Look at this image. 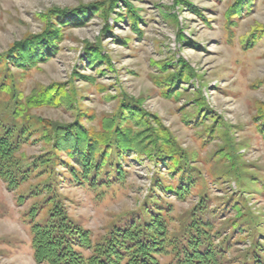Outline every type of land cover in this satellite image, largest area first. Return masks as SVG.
Returning a JSON list of instances; mask_svg holds the SVG:
<instances>
[{
    "label": "rangeland",
    "instance_id": "1",
    "mask_svg": "<svg viewBox=\"0 0 264 264\" xmlns=\"http://www.w3.org/2000/svg\"><path fill=\"white\" fill-rule=\"evenodd\" d=\"M184 1L200 14L184 5L175 7V0H132L143 19L140 36L132 33L128 22L116 20L115 13H123L124 7L109 16L108 34L102 33L105 22L98 15L91 16L83 25L66 27L57 54L25 75L20 87L27 96L33 89L51 83H70L83 97L82 109L94 111L97 116L93 123L87 124L96 129L101 118L115 110L118 95L144 98V110L157 116L181 147L196 155L197 163L191 164L192 168L185 174L192 175V182L196 183L194 192L185 200L166 198L173 205L172 215H183L197 205L198 197H205L209 203L208 216L216 221L215 230L226 239L220 246L227 250L223 264H242L244 255L248 256L249 264L252 259L264 262V135L259 132L260 128L264 129L261 119L264 118V35L250 47L247 46L250 42H242L248 34L246 41H251V30L257 24L264 28V0H253L249 10L232 20H226L225 14L233 0ZM96 2L106 0H0V54L27 35L39 34L43 28L40 14L53 8L73 10ZM164 14H175L177 24L163 18ZM178 29H182L188 44L177 42ZM85 43L100 47L113 69L97 76L94 68L86 64ZM181 60L197 76L175 88L180 93L178 99L168 98L157 87L156 81L162 77L158 76L154 63L178 65ZM169 70L172 71V66ZM73 71L95 79L105 91L82 81L71 82ZM197 100L205 103L202 113L209 114L206 123L212 119L217 122L211 139L204 138L201 123L196 120ZM30 113L35 118L62 123L73 119L62 108L43 107ZM186 114L190 116L189 122ZM223 145L226 146L220 156L229 164L231 159L225 156L229 150L238 161L236 174L216 173L214 169L220 161L214 154ZM43 152L45 148L40 142L24 144L19 151L31 158ZM125 169L128 174L124 182L102 192L67 181L59 185L68 215L95 238L122 214L137 210L147 195L153 164L141 160L130 162ZM56 172L61 174L63 170L57 168ZM27 186L22 185L13 193L0 180V264H36L25 217L32 200L20 206L16 203L17 195L28 191ZM177 226L176 222L172 224ZM167 259L163 257L160 261L165 263Z\"/></svg>",
    "mask_w": 264,
    "mask_h": 264
},
{
    "label": "trees",
    "instance_id": "2",
    "mask_svg": "<svg viewBox=\"0 0 264 264\" xmlns=\"http://www.w3.org/2000/svg\"><path fill=\"white\" fill-rule=\"evenodd\" d=\"M131 1L106 0L73 10L53 8L38 16L43 24L39 34L27 35L0 54V180L5 189L13 193L28 184V191L18 194L16 203L20 206L32 200L25 217L36 264H223L225 260L227 250L220 246L226 239L215 230L216 221L208 216L209 203L205 197H198L197 205L183 215H172L173 205L166 198L185 200L194 192L196 183L192 182L191 174H185L192 168L191 164L197 163L196 155L183 149L161 120L144 110V98L118 95L115 110L102 117L96 129L87 124L93 123L97 116L94 111L82 109L83 97L70 83H51L33 89L27 96L21 90L23 77L57 54L63 31L68 26L83 25L91 16L98 15L105 22L102 33L108 34L109 16L124 7L123 13H115L116 20L128 22L132 33L140 36L143 19ZM252 2L233 0L226 11V20L240 17L243 11L250 9ZM174 4L200 14L184 0H175ZM162 16L177 24L175 14ZM263 35L264 28L257 24L251 30V41H246L248 34L242 42H250L247 44L250 47ZM176 40L179 44H188L182 29L177 30ZM84 52L86 64L94 68L97 76L113 69L100 47L85 43ZM177 63H154L158 76L162 77L156 81L157 87L162 88L168 98L178 99L180 93L174 91L175 88L197 76L184 61ZM101 66L105 68L100 69ZM73 74L71 82L82 81L105 91L95 79L77 71ZM194 104L204 138H213L217 122L212 119L211 123H206L209 114L202 113L205 103L197 100ZM43 107L62 108L70 112L73 119L62 123L31 115L32 110ZM189 117L186 114L187 122ZM261 119L264 124V118ZM259 132L264 135V129L260 128ZM221 139L226 142L225 137ZM31 142L42 143L45 152L33 158L19 153L22 145ZM224 146L214 154L220 157L214 169L216 173L236 174L238 161L229 150L225 151L226 158L231 159L229 164L220 156ZM141 160L153 164L154 171L147 195L137 210L122 214L96 238L71 219L64 203L66 199L59 193L62 182L102 192L123 183L128 164ZM57 168L63 173L58 174ZM33 180L35 183L31 182ZM174 222L178 223L177 228L172 227ZM163 257L168 258L165 263L160 261ZM242 259V264H249L248 256ZM251 264L264 262L252 259Z\"/></svg>",
    "mask_w": 264,
    "mask_h": 264
}]
</instances>
